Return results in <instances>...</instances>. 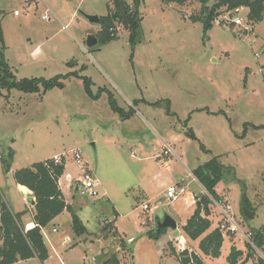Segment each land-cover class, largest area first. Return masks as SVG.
Returning <instances> with one entry per match:
<instances>
[{
    "label": "rangeland",
    "instance_id": "obj_1",
    "mask_svg": "<svg viewBox=\"0 0 264 264\" xmlns=\"http://www.w3.org/2000/svg\"><path fill=\"white\" fill-rule=\"evenodd\" d=\"M109 7L110 0H0V60L14 80L59 78L45 93L41 87L25 93L0 83V154L13 152L8 173L0 161L2 195L20 199L13 173L53 157L65 158L66 173L77 178L78 153L98 181V194H74L73 212L85 234H72L70 245H63L65 263L96 264L110 240L108 254H116L121 264H179L171 255L161 260V243L145 234L155 218L169 215L177 232L168 233L182 236L180 225L192 210L183 198L208 196L193 172L215 159L222 168L218 201L229 204L240 232L224 238L222 260L205 264H225L231 247L243 250L239 264L248 244L254 257L243 264H254L264 258L250 244L251 234L264 233V16L252 25L248 11L239 9L232 17L242 25L235 26L221 22L229 18L222 13L204 32L201 23L189 20L198 13L197 2L166 6L141 0L138 44H129L128 32L115 24V41L87 48L86 36L101 29L100 21L90 23L87 17L100 20ZM188 131L196 139L187 137ZM159 182L182 183L187 194L168 204ZM139 190L153 192L150 204L138 199ZM210 200L214 229L221 217ZM242 209L254 216L246 219ZM68 219L65 214L58 219V236H70ZM104 220L112 232L116 226L131 253L111 249L118 241L104 236ZM52 228L42 230L48 240Z\"/></svg>",
    "mask_w": 264,
    "mask_h": 264
},
{
    "label": "trees",
    "instance_id": "obj_2",
    "mask_svg": "<svg viewBox=\"0 0 264 264\" xmlns=\"http://www.w3.org/2000/svg\"><path fill=\"white\" fill-rule=\"evenodd\" d=\"M162 4L184 5L186 3L197 2L200 4L198 13L189 17L193 23L198 22L203 25L204 32L212 27V23L222 13L235 12L239 9H246L247 20L252 25L258 24L264 16V0H213L212 5H208L209 0H159ZM141 0H110L108 14L100 18L101 29L96 34L98 44H109L117 39L115 24L123 27L128 32V42L132 46L140 41V23L142 17L139 15L138 8ZM236 13V12H235ZM59 78L50 80L43 79H23L16 81L11 74L4 60H0V83L8 89L16 88L25 93H37L41 87L42 93L47 92L57 86ZM187 137L196 139L191 131H188ZM13 152L8 149L0 154V161L5 173H8ZM222 168L215 159L209 161L203 166L198 167L193 172V177L205 190L208 196H203L195 203V210L190 218L182 227L183 233L191 241L199 240L198 249L205 256L211 259H218L221 255L223 237L218 228L210 230L211 221L209 220L211 199L221 200L216 193V186L222 179ZM64 172V159L61 158V164H55L52 159L44 162L34 163L29 167L17 170L13 173V181L16 185L26 187L35 199L33 222L34 227L25 231L19 222L22 214H13L3 201L0 192V264H15L19 261H27L36 257L40 262L48 258V252L41 235V229L46 227L51 221L67 211L71 215V224L76 236L85 233L84 227L72 209L65 203L63 195L58 187V179ZM210 197V198H209ZM241 205H245L243 199ZM24 213V212H23ZM111 222L103 221L101 231L105 235L112 234L116 237L117 232L111 231ZM110 229V230H109ZM166 230L160 232H146V236L151 240H158ZM251 242L255 250L264 255V233L254 232L251 234ZM252 241V240H251ZM125 249L121 241L120 248ZM129 248V247H128ZM248 254L240 264L254 257V251L247 245ZM132 252V246L128 249ZM170 254L179 264H203L199 256L193 252L184 250L176 253L170 248ZM243 256L241 251L231 247L226 258L227 264H238ZM254 264H264V258L253 260ZM103 264H120L116 254H112Z\"/></svg>",
    "mask_w": 264,
    "mask_h": 264
},
{
    "label": "crops",
    "instance_id": "obj_3",
    "mask_svg": "<svg viewBox=\"0 0 264 264\" xmlns=\"http://www.w3.org/2000/svg\"><path fill=\"white\" fill-rule=\"evenodd\" d=\"M60 157H62V156H60ZM46 160H49V159H46ZM46 160H44V161H46ZM44 161H42V162H44ZM164 168H165L164 165H162L161 169H164ZM65 170H66V164H65V160H64V172H63L64 182L62 181V176H63L62 175L60 177V179H59L60 180V186L58 185V187H59V189H60V191H61V193L63 195L65 203L72 209V211H74V204H75V195L74 194L76 193V195H77L78 193L76 192L75 187H73L71 189L67 188L68 184H67V182L65 180V175L68 174V173H66ZM154 178L158 179L159 177H154ZM74 179H76V178H74ZM12 180H13V178H12ZM12 183H13L12 187L14 189V193H17L20 196V199L19 198L16 199L15 197H13V198L16 199V200H14L12 198L5 197L4 195H2L1 190H0V192H1V195H2V198H3V201L8 206V208L11 210V212L13 214H18V213L22 214L20 216V218H19V222L22 225V227L24 228V230L27 231V230H29V229L34 227V222H33L34 205L32 204V201L34 200V204H35V199H34L32 193L29 190H28L26 195H23L21 190H20V186L16 185L14 182H12ZM97 184H98V181H97ZM157 184H158L157 188H164V189H166L168 186L171 185V184H169L168 186H166L165 182H159ZM97 187H98V185H96V189H97ZM138 196H139L138 199H141V198L143 199V197L146 198L147 200L145 202L148 203V204H150L148 202V200L154 198L153 197L154 196L153 192L152 191H148V190H141V191L139 190L138 191ZM192 198H193V196H189L187 198H183L184 206H186L187 209H192V210H191L189 215L186 214L185 217L183 218L184 222L180 225L181 229L185 225L186 220L193 214V211H194V207L193 206H194V204H192ZM64 214L68 215L70 217V219H68V221H70V224H69L70 231H71L70 236L69 235L58 236V231L54 227L57 224L58 219ZM209 220L211 221L210 216H209ZM102 223H103V221L101 222V226H102ZM49 224H51L53 226V228L51 229V233L53 235L49 234L50 235L49 236V240L44 237V234H42L43 228L41 229V235L43 237V241H44V244H45L47 252H48V258L45 261H43V262H40L36 257H34V258L30 259V260L37 261L38 264H66L64 259H63V255H65V254L61 251V248H63V245H65V246L70 245V241L72 240V234L74 236H76L74 234V232H73V229H72L71 215L67 211H63L60 215L55 217L51 221V223H49ZM114 228H115L114 231H116L117 235H118L116 237L120 239L119 233H118V231L116 229V226ZM214 229H215V227H214ZM53 230H56V231L53 232ZM212 230H213V227H212V224H211V227H210L209 231H212ZM181 232H182V236L171 237V235L168 233V230H166L165 233L156 241V242L161 243V245H162L163 252H162L161 260L163 259V257L171 258V256H170L171 255L170 254V248H176V250H175L176 253H179V249L177 248V245H175L176 244L175 240L182 241V243L184 245V249H186L189 253L193 252L197 256H199L200 259L202 260L203 264H205V260L206 259L213 260V262H217L219 260H222V253H221V255H220V257L218 259H211L209 257H205L198 249L199 240L191 241L190 239H188L186 237V235L183 233L182 230H181ZM81 236H76V237L80 238ZM223 244H224V239H223ZM125 250H122V251L125 252ZM166 250H168V251H166ZM241 251H243V250H241ZM228 253H229V251H228ZM227 256H228V254L226 255V257H224L225 258V262H224L225 264H227V262H226ZM172 258H173V256H172ZM170 264H172V263H170Z\"/></svg>",
    "mask_w": 264,
    "mask_h": 264
},
{
    "label": "built area",
    "instance_id": "obj_4",
    "mask_svg": "<svg viewBox=\"0 0 264 264\" xmlns=\"http://www.w3.org/2000/svg\"><path fill=\"white\" fill-rule=\"evenodd\" d=\"M151 1V0H149ZM236 13L238 11H235ZM235 12H229L227 13L229 16V20H225L224 18L221 19V22L224 23H232L235 26H241L242 25V20H240L238 17L233 18V14ZM13 15H17V12L14 11ZM43 21H49L50 17L49 16H42L41 18ZM64 28V27H63ZM168 149V148H167ZM167 152H170V149H168ZM167 152L165 154H167ZM61 158L63 157H54L52 160L54 161L55 164H61ZM64 159V158H63ZM74 162L76 166L79 168V176L74 179L71 174H66L65 175V180L68 184L67 188L71 189L75 187L76 192L80 196H88V197H96L97 196V191H96V185H97V180L93 176L92 171L87 168L86 164L82 162V159L78 153H74ZM192 176V175H191ZM193 180L196 181V179L193 177ZM58 185L60 186V180L58 179ZM185 187L183 186L182 183H177V184H171L165 189V194L164 197L168 204H171L175 202L176 200L182 198L183 195H186ZM214 204L217 206L219 210V215L221 217L218 230L220 231L223 239L228 236V234H237L240 232L239 225L235 222L231 208L229 204L225 203L224 205L221 204V201H214ZM193 204L196 203V201L192 198ZM155 208V207H154ZM143 210H148L149 207L147 204L142 205ZM56 230H53L55 232ZM243 237H245L242 234ZM247 238V237H246ZM250 238V235H249ZM175 245H177V248L179 249L180 252L186 250L184 249V245L182 241L180 240H175ZM252 244V243H250ZM255 249V248H254ZM179 252V253H180Z\"/></svg>",
    "mask_w": 264,
    "mask_h": 264
},
{
    "label": "water",
    "instance_id": "obj_5",
    "mask_svg": "<svg viewBox=\"0 0 264 264\" xmlns=\"http://www.w3.org/2000/svg\"><path fill=\"white\" fill-rule=\"evenodd\" d=\"M142 2H144V0H142ZM88 21L90 23H95V24H99V18L97 16H88L87 17ZM98 41L95 35L93 34H89L86 36L85 38V45L87 48H93L95 46H97ZM165 109L166 106L164 105ZM20 190L22 192L23 195H26L28 192V189L24 186H20ZM32 204L34 205V200L32 201ZM242 213L243 216L247 219V218H251L254 216L253 213H249L248 211H246L245 209H242ZM163 230H172L174 232H177V224L175 222V220H173L169 215H165L161 220H159L158 218H155L154 221V228L152 230H150V232H160ZM118 242H116L115 240V244L111 247V249H117L118 247H120L121 244V240L119 238H115ZM110 242V240L106 243V245L102 246L100 248V252L98 254V256L96 258H94L93 262L96 264H103L104 261H106L108 259V257H110L112 254V252H110V254H108L109 249L107 248L108 243Z\"/></svg>",
    "mask_w": 264,
    "mask_h": 264
}]
</instances>
